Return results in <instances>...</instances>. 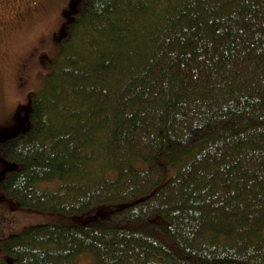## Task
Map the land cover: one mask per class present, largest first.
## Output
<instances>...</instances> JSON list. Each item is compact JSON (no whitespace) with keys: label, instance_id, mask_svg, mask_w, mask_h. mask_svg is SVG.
Masks as SVG:
<instances>
[{"label":"trees","instance_id":"obj_1","mask_svg":"<svg viewBox=\"0 0 264 264\" xmlns=\"http://www.w3.org/2000/svg\"><path fill=\"white\" fill-rule=\"evenodd\" d=\"M26 116L1 196L98 216L0 264H264V0H77Z\"/></svg>","mask_w":264,"mask_h":264},{"label":"clouds","instance_id":"obj_2","mask_svg":"<svg viewBox=\"0 0 264 264\" xmlns=\"http://www.w3.org/2000/svg\"><path fill=\"white\" fill-rule=\"evenodd\" d=\"M63 7L61 0H0V124L26 103L41 68L39 52L55 55L52 37L64 20Z\"/></svg>","mask_w":264,"mask_h":264},{"label":"rangeland","instance_id":"obj_3","mask_svg":"<svg viewBox=\"0 0 264 264\" xmlns=\"http://www.w3.org/2000/svg\"><path fill=\"white\" fill-rule=\"evenodd\" d=\"M67 0H61L64 7L61 10V15L64 17L58 31L53 33V42L57 46L55 55H49L47 52L40 51L37 57V63L41 68H39L36 78L32 83V91L27 93L26 103L19 104L15 111L18 109L19 119L22 120V125L26 121V113L30 107L31 96L33 94L39 93L45 86L46 76L53 71L56 63V58L61 49V38L60 35L64 31L65 23V12L70 6H65ZM70 4V3H69ZM35 54V52L33 53ZM26 80L21 77L20 86L26 84ZM11 125V116L6 119L2 124H0V133L8 129ZM6 128V129H3ZM7 166L6 163L0 161V173ZM172 170H168V175L172 174ZM116 205L108 204L102 205L99 209V215L104 214L108 210L114 208ZM98 215L82 217L78 215L66 216L58 212H43L31 208H25L17 204L16 202L5 199L0 194V259L3 257L4 253L1 250V243L6 240L10 235L23 232L35 225L41 224H58V225H71V224H88L92 222ZM6 256L4 255V258ZM92 258L90 255L83 253L76 258L77 264H90Z\"/></svg>","mask_w":264,"mask_h":264},{"label":"flooded vegetation","instance_id":"obj_4","mask_svg":"<svg viewBox=\"0 0 264 264\" xmlns=\"http://www.w3.org/2000/svg\"><path fill=\"white\" fill-rule=\"evenodd\" d=\"M73 2V0H67L66 1V5L65 6H71V3ZM70 3V4H69ZM69 8L68 10H64L65 12V23H64V28H65V24L71 19L72 15L69 13ZM63 33L60 35V38L62 37ZM20 127V123H19V114H18V109L17 111H14L12 114H11V125L10 127L8 126V129L6 128H3V129H6L4 130L3 132L4 133H1L0 134V140L8 137L11 133H13L14 131L18 130Z\"/></svg>","mask_w":264,"mask_h":264},{"label":"water","instance_id":"obj_5","mask_svg":"<svg viewBox=\"0 0 264 264\" xmlns=\"http://www.w3.org/2000/svg\"><path fill=\"white\" fill-rule=\"evenodd\" d=\"M74 4V6H75V4H76V1L73 3ZM73 6V7H74ZM23 124V123H22ZM26 124H27V120L24 122V126L22 125V129L26 126Z\"/></svg>","mask_w":264,"mask_h":264}]
</instances>
